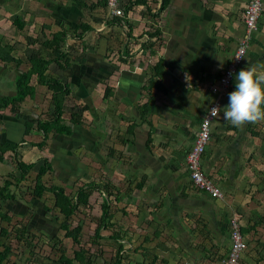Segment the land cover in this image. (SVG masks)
<instances>
[{
  "label": "crops",
  "instance_id": "crops-1",
  "mask_svg": "<svg viewBox=\"0 0 264 264\" xmlns=\"http://www.w3.org/2000/svg\"><path fill=\"white\" fill-rule=\"evenodd\" d=\"M23 1L0 0V24L5 18L7 22L13 21L23 12ZM119 1L121 8L124 7L121 1L124 4L129 2ZM146 1L152 14L157 13L161 0ZM47 2L45 11L48 9L54 13L55 8L59 11L55 10L59 14L53 17L56 25L57 17L63 20L67 29H73V25L85 19L80 18V9L73 0L68 3L60 0ZM247 2L168 0V6L160 11L158 18L146 11V6L136 5L124 17L130 27L126 22L111 24L117 14L111 13L109 8L107 11L97 10L94 14L102 18L93 17V30L86 32L82 39L68 36L64 48L70 52L69 62H54L45 74V79H49L51 71L56 69L51 78H60L70 87V93L62 96L67 128L62 133L53 131L46 135L37 130L38 121L51 120L52 115L37 117L31 106L28 108L26 103L23 106L28 97L37 99L39 94L51 98L55 109L51 90L38 83L36 74L27 83L34 88L39 84L41 91L36 93L35 89L33 95L28 93L20 106L12 108L17 93L15 81L31 67L30 58L17 56L13 44L12 55L20 60L19 64L0 59V92H5L0 94V124L3 125L0 143L17 142L19 158L26 163H36L25 180L32 172L37 174L41 165L39 161L43 158L49 159L51 164L43 176L44 183L46 176L53 174L63 181V175L57 174V167L66 179L75 180L76 176L78 179V170H84L80 162H86L88 176L84 178L83 175V183L102 177L120 189L117 199L113 194L110 197L112 229L117 231L114 218L118 212L122 213L121 228L117 231L121 243L126 254L132 248V254L141 256L138 257L141 264H222L230 250V219L233 215L239 219L248 242L240 264H264V121L234 127L223 119L229 93L235 90V77L222 93L211 92V86L218 84L245 37L244 9ZM13 15L16 16L11 17ZM152 26L161 33L160 36H149V32L155 31ZM102 29L97 40L96 34ZM5 38L2 45L13 43ZM74 41L81 44L77 50L84 56L81 60L74 57ZM47 53L49 55V50ZM26 60L29 65L25 70L22 66L27 64ZM157 63H160L157 67L160 76L154 71ZM262 65L264 9L237 73L251 66L260 69ZM153 81L154 84L149 86ZM157 83L159 85H155ZM107 86L110 93L106 98ZM70 99L78 105L82 101L84 107L81 110L74 107L66 115L65 104ZM214 101H220V113L212 122L201 166L203 172L221 187V197H212L197 189L190 180L187 164L201 121ZM145 105L149 108L147 112L143 110ZM82 156L86 160H81ZM13 174L19 176L16 166L3 183L6 179L17 183L13 186L17 193L19 185L26 182H17L11 177ZM60 187L71 194L65 186ZM97 195L102 199L99 201L102 202L101 209L107 193L94 190L88 195V202L95 206ZM42 198L31 197L36 201ZM16 201L18 198L0 202V209L9 217V212H17L24 218L28 208L21 204L27 202L20 200L17 204ZM28 205H31L29 201ZM19 209L23 210L22 213ZM32 209L38 219L35 218L36 223L32 222L31 232L45 231L42 219L47 223V213L57 208L53 204L46 210L39 211L38 206ZM29 218L33 220L32 216ZM53 218L58 220L56 216ZM25 221L22 222L29 223ZM50 228L53 233L55 229ZM111 235H108L109 239ZM135 240L136 246L133 247L132 241ZM125 253L126 259L128 255Z\"/></svg>",
  "mask_w": 264,
  "mask_h": 264
},
{
  "label": "trees",
  "instance_id": "trees-1",
  "mask_svg": "<svg viewBox=\"0 0 264 264\" xmlns=\"http://www.w3.org/2000/svg\"><path fill=\"white\" fill-rule=\"evenodd\" d=\"M75 5L80 9L79 16L80 18L85 16V19H81L80 22L73 25V29H67L63 23V20L60 17H57L56 22L60 25V29L57 31L52 32V37L48 38L44 30L46 28H50L51 26L47 23L42 25L43 27V40H40V44L46 49L49 50V55L44 57L37 48L32 47L31 52L32 54L29 55L31 61V67L28 71L23 73L21 76L17 78L16 83V98L12 100V108L14 109L17 106H20V103L23 102L24 98L28 93L33 95L34 93V86L27 83L29 82L31 76L35 73L37 75L38 83L44 84L48 86V88L52 92V97L55 103V110L52 114L51 120L48 121H38L37 123V130L43 131L46 135L50 132H63L67 130L64 119H63V104L65 99L62 96H65L70 93L69 85L64 82L60 78H49L45 79V74L49 69V65L54 62H61L64 61L66 63L70 60V52L68 49L64 48L65 43L67 42L68 36L73 39H82L86 32L93 30V26L87 20L94 17V13L102 8L103 11H107L109 8V0H97L91 3H88L85 0H73ZM55 2V1H54ZM118 2H120L118 0ZM160 8L158 12L155 13L150 10L148 1L146 0H129L128 3L123 4L124 7L122 8L123 14L114 16L111 24H123L126 22L130 27L131 24L129 21H125L124 17L133 10L136 5H144L146 6V11H151V14L154 18H158L160 11H163L168 6V0H161L160 1ZM57 11V10H56ZM58 12V11H57ZM59 13H56V15ZM99 20V19H98ZM13 24L18 28V30L25 29L27 25V21L19 14L15 17L12 21ZM151 29H155L154 33L149 32V36H160V32L152 26ZM47 30V29H46ZM4 35L0 34V59L5 62H12L15 61L16 64H19L20 60L17 59L12 55V51L14 50V43L6 42L2 45ZM35 38L34 28L31 27L30 34L27 36V43L30 46L34 44L37 40ZM251 41V39H250ZM146 43H144L145 45ZM48 54V53H47ZM60 58H63L62 60ZM160 63H157L154 67V71L157 72V67ZM157 72L155 75H158ZM153 81L149 86L154 84ZM159 85V83L155 84ZM110 93V88L107 86L105 90V97L107 98ZM151 99V98H150ZM1 108V106H0ZM148 105H145L143 110L144 112L148 111ZM81 110V109H80ZM73 113L72 115H74ZM73 121L74 117L72 118ZM31 127V126H30ZM32 145H37V143L32 142ZM18 143H12L10 141L1 142L0 143V162L5 161V153L11 151L13 153V160L16 163V168L19 172V176L16 177L15 174L11 176L17 182L25 180L27 175L31 172V170L36 166V163H26L19 158L18 152ZM41 145V144H40ZM39 162L41 165L39 166L38 172L35 177V184L31 190V194L34 198H42L46 192H51L54 195L55 203L54 207L59 210L60 217L62 218L59 228L65 231L67 237H71L74 243L80 245L81 243V234L83 230V225L81 220L78 224L72 227V220L71 218L76 214L77 210L79 209L80 205L87 206L89 205L88 202V195L92 193L94 190H98L100 192L107 193V196L104 198V203L101 208V216L98 218L97 226L94 231L95 239L105 238L102 235V229H112L114 226L113 222V213H111V204H110V197L115 195L116 199L118 197V193L120 189L114 185L111 181H106L102 179V177L98 180L90 181L89 183L86 181L81 186L76 187V190L73 194H67L66 189L64 187H60L58 185H51L47 186L44 183L43 176L46 172L50 169L51 164L49 159L43 158ZM17 183H14L10 179H6L3 185L0 186V202H5L7 200H15L17 198V193L13 186H16ZM1 207V206H0ZM58 217V215H56ZM57 219V218H56ZM11 218L8 216L6 212L0 209V222L7 221L10 222ZM57 230H53V235L49 237V244L52 247H55L58 243L61 242L60 237L56 234ZM14 236L18 242H23L27 248L29 247L30 250L33 249L36 245L33 244L36 238V233L31 232V226L29 223H24L19 221L13 224L10 228H6L1 226L0 224V264H6L5 261L11 255L10 244H6L7 240L9 239H2V237L10 238ZM110 239H114L118 245L114 262L115 264H121L122 260L125 259V251H124V244L121 243V235L116 231L113 230V234L110 236ZM57 262L61 264H75L76 262L80 264H93L95 262L93 255L88 254V250L84 247H79L78 250L75 251V256L73 258L67 257L66 255L62 254Z\"/></svg>",
  "mask_w": 264,
  "mask_h": 264
},
{
  "label": "rangeland",
  "instance_id": "rangeland-1",
  "mask_svg": "<svg viewBox=\"0 0 264 264\" xmlns=\"http://www.w3.org/2000/svg\"><path fill=\"white\" fill-rule=\"evenodd\" d=\"M19 1V0H18ZM48 0H24L23 4H22V11L20 12V15L26 19V21L28 22V25L25 26V29L23 30H18V28L15 27V25L13 24V22L10 21H5L3 24H0V30H2V33L0 32V34H3L6 38L4 39L5 41H13L15 47L17 48V56L21 57V59H27L29 58V55L32 54L31 49L32 47H35L39 50V52L41 54L47 55V51L41 44H40V40H43L44 34H43V27L42 25L44 23L49 24L51 27L50 28H46L44 30V33H46V36L48 38H51L52 36V32L54 31L52 27H54L55 29H59V26L56 25L54 23V18L56 16V11L57 10L54 8L55 10H53L54 13H51L48 11V9L46 10L48 13L47 15L42 14L45 11V2H47ZM57 2V0H52ZM62 2L68 3V1L70 0H60ZM88 3L97 1V0H85ZM49 4V3H48ZM52 4V2H51ZM121 4L123 6L124 2L121 1ZM50 9V8H49ZM58 11V10H57ZM59 12V11H58ZM103 12V11H102ZM102 12H98V13H102ZM49 15V17H48ZM16 15H13L11 17H15ZM95 17H101V15L99 14H94ZM52 19H51V18ZM85 17V16H84ZM88 21L91 22V24H94L93 22V18L87 19ZM31 27L34 28V32H35V38L37 37V41L34 44H31L30 46L27 43V36L30 34V30ZM101 32H97L96 34V38L97 40L99 39L98 33H102L103 29L100 30ZM87 45V44H85ZM73 48L75 49L74 51V57L80 58V60L84 57L83 54L80 51H77L80 49L81 44H79L78 41H74L73 44ZM33 50V49H32ZM106 53V52H105ZM98 57H100V54H97ZM108 57V56H105ZM89 57H87L88 59ZM103 58V57H100ZM86 59V58H85ZM104 59V58H103ZM27 62V60H26ZM53 64V63H52ZM49 65V69L50 70V66ZM29 65V62H27L26 65H23L22 67L25 68V70L27 69ZM54 67V66H53ZM10 68H13V64L10 65ZM53 72H56V69L52 70ZM50 74V78L53 77V74ZM35 75V73H34ZM35 79V78H34ZM36 80H34L35 82ZM36 88L39 93L41 90V87L39 84H36ZM150 85V84H149ZM5 92H0V94H4ZM35 93V92H34ZM28 104V108L31 106V110L32 112L37 116V117H42V118H46L48 115H52L54 112V106L52 103L51 98H47V97H43L42 95L39 96V94L37 95V99H29V97L23 102V106L24 104ZM67 106V108L65 109L66 111V115H69L72 108H77L80 107V109L83 106V102H80V105H78L76 103V101L70 99L66 102L65 104ZM5 113V112H4ZM50 115V116H51ZM2 126L0 124V129H2ZM19 127V126H18ZM32 127V126H31ZM20 128V127H19ZM37 134V133H36ZM38 135V134H37ZM19 137L16 135V140H18ZM12 143H17L14 141H11ZM85 159L86 157L82 156L81 160ZM82 163V169H84L83 171H79L80 173L79 178L77 179V176L75 177V180H68L66 179V175H64L61 171L60 168L57 167V174L63 175V182L61 179H56V175L53 174L52 176H46L45 178V183H47V186H51L53 184L58 185V186H65L67 188V191L71 194H73L76 190L77 185H82L83 182L81 180V178H86L87 175V163L86 162H80ZM80 163L78 164V168L80 169ZM16 164L14 163L13 160V153L12 152H7L5 153V161L4 162H0V185L3 183V180L8 176V173H10L12 170L15 169ZM64 171V170H63ZM36 173L32 172L30 174V177L25 180V184L24 185H19L18 190H17V198L18 201H16L17 204H20V200L27 203H22V206H27V210H28V214L27 216L24 215V218L20 217L19 215H17V212H9L10 213V217L11 220L10 222L7 221H1V226L6 227V228H10L11 226L18 222V221H24L28 220L30 223V226L33 225L32 222H37V213L35 210H33L32 208H34V206H38V210L41 211L40 209L44 208V210H46L48 207H52L54 204V195L51 192H46V194L44 195V197L42 199L39 200H34L31 199L32 195H31V189L34 185L33 183V178L35 177ZM75 184V186H74ZM20 199V200H19ZM28 201L29 203H31V205H28ZM101 196L97 195V200H96V204L95 206H93V204L91 203L90 205L87 206H80L79 209L77 210L76 214L71 218L72 220V227L76 226L78 224V222L81 220V223L83 225V230H82V234H81V243L80 245L74 243V241L72 240L71 237H67L65 234L64 230H61L59 228L60 222L62 220V218L60 217L59 214V210L57 209H53L52 212H48L47 216H46V220L47 223L50 225V227H53L55 230H57V235L60 237L61 242L58 243L55 247L50 246L49 244V238L52 233V229L48 226V224L42 219L43 224L42 227L45 228V231H41L42 229H40L39 231H35L37 233V238H35L34 243L36 246L33 247L32 250L29 249V247L27 248V246H25V244H23L22 242H18L14 236H11L10 238H5L2 237V239H9L7 240L6 244H10L11 243V247L10 251H11V255L7 258V260L5 261L6 264H61L60 262H57L58 258L64 254L67 257H71L73 258L75 256V251L79 249V247H84L85 249L88 250V254L93 255L95 262L93 264H115L114 262V257H115V252L116 249L118 247L116 241L113 239H109L108 235H111L113 233V229L109 230V229H102V234L105 236V238H100L101 240L99 241V238L95 239L94 236V231L95 228L97 226V222H98V218H100L101 215V209H100V205L102 204ZM12 205V204H10ZM23 210L19 209V213H22ZM33 214V215H32ZM58 215V217H56L58 220H54L53 216ZM121 215L122 213H117L116 214V224H117V231H120L121 228ZM30 216H32L33 220L31 221V219L29 218ZM29 218V219H28ZM37 218V219H35ZM38 228V227H37ZM132 232H134L133 230H131ZM132 243H134V246H136V240L132 241ZM133 249H129V254L128 258L124 259V261L122 260L121 264H138V262L141 261L138 257H141L140 255L136 256L134 254H132ZM75 264H80L78 262H76ZM151 264V263H148Z\"/></svg>",
  "mask_w": 264,
  "mask_h": 264
},
{
  "label": "built area",
  "instance_id": "built-area-1",
  "mask_svg": "<svg viewBox=\"0 0 264 264\" xmlns=\"http://www.w3.org/2000/svg\"><path fill=\"white\" fill-rule=\"evenodd\" d=\"M109 7L111 13L122 15V8L118 7V0H109ZM264 9L263 0H248L244 9V22L246 27L245 37L239 43L234 56L225 69L224 73L220 76L218 84L211 86V92L213 94H220L232 84L235 73L239 66L242 64L247 49L250 45L251 35L258 29V22ZM219 108L220 113V101H214L211 103L206 115L203 117L200 128L195 140V143L187 156V164L190 171V180L197 189L204 190L212 197H221L223 191L221 187L208 175H206L201 166V158L206 150L208 142L210 140L211 125L213 120L219 115V113L212 118V109ZM231 245L228 255L223 259L222 264H240L243 253L248 249V242L245 239L240 221L236 215L231 216Z\"/></svg>",
  "mask_w": 264,
  "mask_h": 264
},
{
  "label": "clouds",
  "instance_id": "clouds-1",
  "mask_svg": "<svg viewBox=\"0 0 264 264\" xmlns=\"http://www.w3.org/2000/svg\"><path fill=\"white\" fill-rule=\"evenodd\" d=\"M233 75L235 90L229 93L223 119L234 127L264 121V65L260 69L256 66L247 67ZM218 113L219 108H213L211 117L215 118Z\"/></svg>",
  "mask_w": 264,
  "mask_h": 264
}]
</instances>
